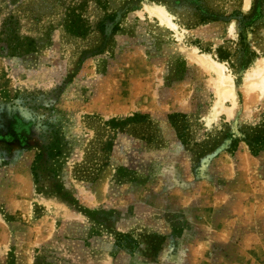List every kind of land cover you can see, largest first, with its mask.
<instances>
[{
  "label": "rangeland",
  "instance_id": "rangeland-1",
  "mask_svg": "<svg viewBox=\"0 0 264 264\" xmlns=\"http://www.w3.org/2000/svg\"><path fill=\"white\" fill-rule=\"evenodd\" d=\"M244 4L0 0L35 42L0 49V264H264V143L242 140L264 137V0Z\"/></svg>",
  "mask_w": 264,
  "mask_h": 264
},
{
  "label": "bare ground",
  "instance_id": "bare-ground-1",
  "mask_svg": "<svg viewBox=\"0 0 264 264\" xmlns=\"http://www.w3.org/2000/svg\"><path fill=\"white\" fill-rule=\"evenodd\" d=\"M244 3H245L244 5L248 7V0H244ZM145 7L150 14L157 16L162 22H167L174 30H176V25L171 21H169L167 11L164 7H160L152 2H146ZM230 32H233V27L230 28ZM177 34H178L177 36L179 37L180 34L179 33ZM177 48L180 54L189 57L191 60L199 62L204 68H212L216 70L218 73L220 72V68H222V63L213 60L207 52L198 53L197 48L194 45L185 46L182 44H177ZM253 62L254 63L253 66L251 67V70L247 73V78L250 80L253 79L255 80L254 82L253 81L248 82L245 86L247 90L253 89L254 87H259L263 89L264 88V55L261 58L255 57ZM218 75H219V81L222 84H225L226 83L225 80L227 79V77L223 76L224 74L221 75L220 73ZM222 93H224L223 94L224 97L230 95L234 97V94L230 90L223 91Z\"/></svg>",
  "mask_w": 264,
  "mask_h": 264
},
{
  "label": "trees",
  "instance_id": "trees-1",
  "mask_svg": "<svg viewBox=\"0 0 264 264\" xmlns=\"http://www.w3.org/2000/svg\"><path fill=\"white\" fill-rule=\"evenodd\" d=\"M12 23L13 21L10 18L2 23V31H0L2 38H0V42L3 43V46H0V49L3 50L5 48L7 50L6 54L10 56H17L34 51V40L29 37L20 38L17 36ZM242 140H244L245 144L249 147V151L252 155H256L261 150V147L264 143V137H260L259 135L254 136L252 139L242 138ZM57 153V150H53L52 146H48L47 150L45 151L47 156H55ZM32 174L35 177V173L33 172Z\"/></svg>",
  "mask_w": 264,
  "mask_h": 264
},
{
  "label": "crops",
  "instance_id": "crops-1",
  "mask_svg": "<svg viewBox=\"0 0 264 264\" xmlns=\"http://www.w3.org/2000/svg\"><path fill=\"white\" fill-rule=\"evenodd\" d=\"M0 249H1V246H0Z\"/></svg>",
  "mask_w": 264,
  "mask_h": 264
}]
</instances>
